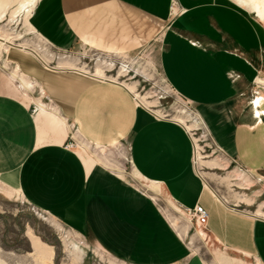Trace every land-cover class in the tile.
Returning a JSON list of instances; mask_svg holds the SVG:
<instances>
[{"label":"crops","instance_id":"1","mask_svg":"<svg viewBox=\"0 0 264 264\" xmlns=\"http://www.w3.org/2000/svg\"><path fill=\"white\" fill-rule=\"evenodd\" d=\"M254 19L231 0H39L29 23L60 51L158 48L161 75L193 105L215 147L264 182V26ZM30 54L9 51L8 60L51 103L36 100L34 112L37 98L21 100L0 73V194L21 196L109 264H264V217L236 210L233 194L207 184L182 123L159 117L119 82L51 69ZM127 138L147 189L105 162L104 148ZM71 139L95 150L84 156ZM149 192L190 217L204 207L208 221L198 226L218 251L193 250Z\"/></svg>","mask_w":264,"mask_h":264},{"label":"rangeland","instance_id":"2","mask_svg":"<svg viewBox=\"0 0 264 264\" xmlns=\"http://www.w3.org/2000/svg\"><path fill=\"white\" fill-rule=\"evenodd\" d=\"M38 1L0 0V73L5 74L9 83L15 86L13 90L18 92L16 95L22 97L21 100L30 102L31 98H37L33 99L34 112L37 109L36 100L43 98L45 104H50L51 101L47 95L42 96L36 85L20 75L15 64L9 62V51H20L29 56H33L30 54L33 52L47 62L51 69H74L104 80L119 82L132 90L140 104L154 111L159 117L176 120L190 130V123L180 121L185 117L182 112L199 117L193 105L175 93L161 75L158 68V48L153 51L140 50L131 55L105 54L82 46L66 51L57 50L34 33L30 26L29 19ZM231 2L264 26V20ZM13 74L29 82L34 89H21L18 86L19 81L10 78ZM30 77L34 79L33 76ZM201 123L202 127L189 133L195 146L197 169L207 184L221 195L222 190L226 189L233 194L241 203H236L235 207L232 204V207L240 212L254 216L259 208L264 212V182H259V177L255 175L245 176L237 170L239 168L236 165L228 162L213 144L202 121ZM69 143L84 156H87L86 152L90 154L95 150V144L88 147L75 139L69 140ZM129 144L130 139L127 138L121 144L107 145L104 153L108 162H105L126 181L147 189L145 182L133 169ZM150 194L193 250L206 257L218 251L216 240L207 235V230L199 227L193 217L177 209L165 194ZM240 198L243 200L240 201ZM48 217L29 206L21 196L0 194V264H109L108 256L103 254L102 259L96 248L69 233L70 230L65 226L64 229L61 226L60 228L58 224L48 220ZM74 246L78 247L77 250ZM40 251L48 254L47 260L39 259ZM247 264L257 263L248 259Z\"/></svg>","mask_w":264,"mask_h":264},{"label":"bare ground","instance_id":"3","mask_svg":"<svg viewBox=\"0 0 264 264\" xmlns=\"http://www.w3.org/2000/svg\"><path fill=\"white\" fill-rule=\"evenodd\" d=\"M235 2L236 4L240 5L242 8L253 12L255 15H257L260 19L264 20V0H231ZM253 14V15H254ZM13 77L19 81V85L25 89L30 88V83L26 82L23 78H21L19 75L13 74ZM39 107H42L40 103H36ZM183 114H185L184 120H180L183 123H190L191 125L188 127L189 131H195L198 129V127H202V123L199 118L196 116H193L191 114H188L187 112L183 111ZM243 198H240V201H242ZM256 215L263 216L264 212L259 208L256 212ZM77 246H74V249L77 250ZM39 259H42L43 261L48 259V254L44 251H40L39 253Z\"/></svg>","mask_w":264,"mask_h":264},{"label":"built area","instance_id":"4","mask_svg":"<svg viewBox=\"0 0 264 264\" xmlns=\"http://www.w3.org/2000/svg\"><path fill=\"white\" fill-rule=\"evenodd\" d=\"M197 224L200 226H206L208 221V213L204 207L198 205L192 211H190Z\"/></svg>","mask_w":264,"mask_h":264}]
</instances>
